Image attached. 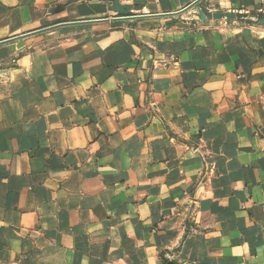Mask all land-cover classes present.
I'll return each mask as SVG.
<instances>
[{"label": "crops", "instance_id": "crops-1", "mask_svg": "<svg viewBox=\"0 0 264 264\" xmlns=\"http://www.w3.org/2000/svg\"><path fill=\"white\" fill-rule=\"evenodd\" d=\"M0 0V264H264V0Z\"/></svg>", "mask_w": 264, "mask_h": 264}, {"label": "water", "instance_id": "water-1", "mask_svg": "<svg viewBox=\"0 0 264 264\" xmlns=\"http://www.w3.org/2000/svg\"><path fill=\"white\" fill-rule=\"evenodd\" d=\"M113 2V5L111 6V9L116 11L117 13L121 14V18L118 19H122V18H130V11L131 9L134 8V4H122L121 1L122 0H109ZM203 0H195L193 3H191L189 6H187V10L191 9L193 7L197 8V12H198V16L202 19V20H208V19H212V18H219L222 16H227V17H231L234 16L233 13H224V12H209V10H207V8L205 7L204 4H202ZM261 23H264V14L261 15L260 18Z\"/></svg>", "mask_w": 264, "mask_h": 264}]
</instances>
